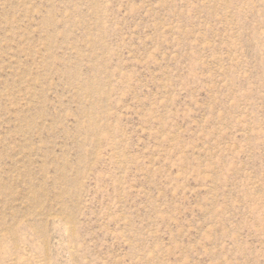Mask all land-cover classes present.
I'll return each mask as SVG.
<instances>
[{
	"label": "rangeland",
	"instance_id": "rangeland-1",
	"mask_svg": "<svg viewBox=\"0 0 264 264\" xmlns=\"http://www.w3.org/2000/svg\"><path fill=\"white\" fill-rule=\"evenodd\" d=\"M0 264H264V0H0Z\"/></svg>",
	"mask_w": 264,
	"mask_h": 264
}]
</instances>
